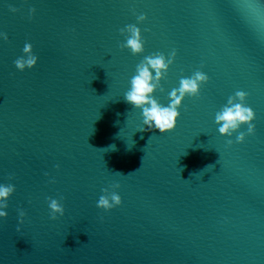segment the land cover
<instances>
[{"label":"water","instance_id":"1","mask_svg":"<svg viewBox=\"0 0 264 264\" xmlns=\"http://www.w3.org/2000/svg\"><path fill=\"white\" fill-rule=\"evenodd\" d=\"M128 24L142 55L120 47ZM0 32V183L16 187L0 264H264V0H0ZM26 42L39 64L21 72ZM173 49L160 103L182 76L209 83L172 133L136 131L123 94L144 56ZM237 90L257 131L229 147L215 114ZM113 182L123 205L104 212ZM61 196L53 221L47 200Z\"/></svg>","mask_w":264,"mask_h":264},{"label":"clouds","instance_id":"2","mask_svg":"<svg viewBox=\"0 0 264 264\" xmlns=\"http://www.w3.org/2000/svg\"><path fill=\"white\" fill-rule=\"evenodd\" d=\"M11 11L15 13L17 9L12 7ZM31 13L35 15V8L31 9ZM147 19L146 14L140 13L136 15L137 24H143ZM137 24H128L120 29V34L125 37L124 42L120 45L121 49H126L136 56L145 52L146 43L143 32ZM0 39L7 41V34L0 32ZM23 53L24 55L14 62L16 69L21 72L36 69L39 64V57L35 54L33 45L30 42L25 43ZM176 58L177 52L173 49L168 55L163 52L146 55L137 64L135 74L129 81V87L123 94L125 103L130 104L133 109L138 110L141 114L142 124L136 131L141 133L155 131L161 135L172 133L177 128L178 122L182 117L181 109L185 100L189 97H200L202 86L209 83V76L201 70L193 72L191 76H182L179 80V86L167 92V104L160 103L156 98V93L165 92L162 82L166 79V75L175 63ZM247 101L248 93L243 90H237L234 95L228 97L227 102L215 114L217 130L220 135L227 138L229 147L234 144L242 145L249 136L256 135V113L248 105ZM245 126L246 131H243L242 129ZM128 148L129 150L131 149L129 145ZM109 149L115 150V145H110ZM57 169H59L58 165ZM113 173L119 176H126L119 171ZM45 175L48 174L45 173ZM190 175L193 176L194 173ZM52 182L54 183L55 181L53 180ZM121 187L122 185L119 182H113L108 187L103 188V194L96 201V206L104 212H112L116 208L121 207L123 205V199L119 194ZM15 192L16 187L14 184L0 183V221L8 219V202ZM63 199V196L59 199L48 198L47 204L51 220L56 221L65 216L66 209L61 203ZM27 215L23 208L18 209V225L16 229L18 232L22 230Z\"/></svg>","mask_w":264,"mask_h":264},{"label":"snow or ice","instance_id":"3","mask_svg":"<svg viewBox=\"0 0 264 264\" xmlns=\"http://www.w3.org/2000/svg\"><path fill=\"white\" fill-rule=\"evenodd\" d=\"M3 40V39H2ZM5 41V40H4Z\"/></svg>","mask_w":264,"mask_h":264}]
</instances>
